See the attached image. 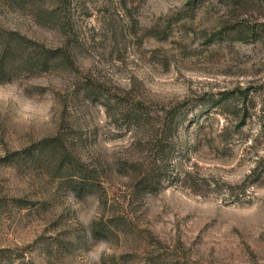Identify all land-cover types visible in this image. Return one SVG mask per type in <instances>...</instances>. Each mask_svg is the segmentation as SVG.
<instances>
[{
    "label": "rangeland",
    "instance_id": "1",
    "mask_svg": "<svg viewBox=\"0 0 264 264\" xmlns=\"http://www.w3.org/2000/svg\"><path fill=\"white\" fill-rule=\"evenodd\" d=\"M65 4L0 0L59 50L0 82V264H264V0Z\"/></svg>",
    "mask_w": 264,
    "mask_h": 264
},
{
    "label": "trees",
    "instance_id": "2",
    "mask_svg": "<svg viewBox=\"0 0 264 264\" xmlns=\"http://www.w3.org/2000/svg\"><path fill=\"white\" fill-rule=\"evenodd\" d=\"M31 3L34 7L37 0H20ZM61 1V0H59ZM236 1V0H235ZM68 0H62V3H67ZM66 5V4H65ZM264 26V23L259 25ZM254 31V30H252ZM239 35L246 34L245 30H237ZM59 50L46 49L38 45L34 41L28 40L26 37L19 35L13 31H5L0 29V82L8 81L21 70H32L42 67L46 69L50 61L55 59ZM124 118L128 123L136 124L144 115L142 108L131 107L129 110H124ZM174 115H171L166 121L169 127L173 123ZM147 114H145V117ZM160 154L163 153V147H159ZM162 158V157H161ZM163 162V160H161ZM95 170L81 169L78 174H75L70 179L76 183V188L85 189L89 188L92 184L90 182L97 181ZM158 180L160 171L158 172Z\"/></svg>",
    "mask_w": 264,
    "mask_h": 264
}]
</instances>
